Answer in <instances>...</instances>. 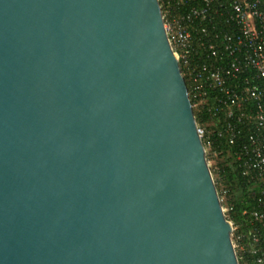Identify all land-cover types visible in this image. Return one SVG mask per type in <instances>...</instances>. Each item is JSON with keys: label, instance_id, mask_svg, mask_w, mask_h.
I'll return each instance as SVG.
<instances>
[{"label": "water", "instance_id": "1", "mask_svg": "<svg viewBox=\"0 0 264 264\" xmlns=\"http://www.w3.org/2000/svg\"><path fill=\"white\" fill-rule=\"evenodd\" d=\"M158 0H0V264H239Z\"/></svg>", "mask_w": 264, "mask_h": 264}, {"label": "built area", "instance_id": "2", "mask_svg": "<svg viewBox=\"0 0 264 264\" xmlns=\"http://www.w3.org/2000/svg\"><path fill=\"white\" fill-rule=\"evenodd\" d=\"M158 2L192 109L203 107L209 119L220 121L217 135L235 147L242 175L259 184L253 208L243 212L252 228L247 249L229 222L237 256L246 253L264 264V0ZM197 128L211 155L206 131Z\"/></svg>", "mask_w": 264, "mask_h": 264}, {"label": "trees", "instance_id": "3", "mask_svg": "<svg viewBox=\"0 0 264 264\" xmlns=\"http://www.w3.org/2000/svg\"><path fill=\"white\" fill-rule=\"evenodd\" d=\"M186 9V7L184 8ZM186 86L187 78L181 69ZM196 124L206 131L205 140L211 142L209 157L213 160L215 174L214 184L221 199L222 207H225V216L236 227L234 236L242 235V244L247 249L248 240L252 233L248 218L243 215L244 211H249L254 206V199L259 191L257 182H249L242 175V170L237 167L234 158L235 147L227 143L225 136H218L220 121L209 119L203 107L193 109ZM253 258L248 254L243 257L238 255L239 264H254Z\"/></svg>", "mask_w": 264, "mask_h": 264}, {"label": "rangeland", "instance_id": "4", "mask_svg": "<svg viewBox=\"0 0 264 264\" xmlns=\"http://www.w3.org/2000/svg\"><path fill=\"white\" fill-rule=\"evenodd\" d=\"M205 156H206L205 158H206V161H207L208 168H209V170L211 172V175H212V178H213V177H215V174L213 175V171H214V166H213L214 163H213V160H211V158L209 157L208 154H206ZM213 181H214V178H213ZM218 197H219V194H218ZM219 199H220V197H219ZM220 201H221V199H220ZM222 209H223V213H225V211H226L225 207H222ZM228 221H230V220H228ZM231 239H232V237H231ZM236 257L238 258L237 254H236Z\"/></svg>", "mask_w": 264, "mask_h": 264}]
</instances>
